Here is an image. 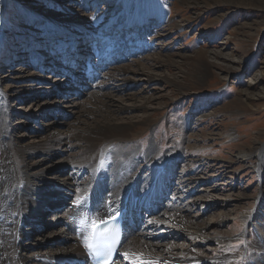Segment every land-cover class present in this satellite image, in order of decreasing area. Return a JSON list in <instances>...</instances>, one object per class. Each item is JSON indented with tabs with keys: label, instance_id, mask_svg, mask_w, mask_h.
I'll return each instance as SVG.
<instances>
[{
	"label": "rangeland",
	"instance_id": "obj_1",
	"mask_svg": "<svg viewBox=\"0 0 264 264\" xmlns=\"http://www.w3.org/2000/svg\"><path fill=\"white\" fill-rule=\"evenodd\" d=\"M80 54L78 66L74 58ZM89 60L98 67L93 78L82 66ZM115 66L125 71L116 73ZM81 68L77 79L64 82ZM145 73L158 79L148 81ZM0 91L7 93V140L15 146L28 147L53 132L65 136L61 154L38 149L22 155L45 175L55 172L44 178L56 182L48 183V194L42 187L49 198L24 224L22 252L53 253L64 246L66 238L57 234L64 232L74 192L66 195L63 182L83 192L96 167L85 164L84 142L66 134L89 121L76 110L101 93L113 98L116 120H141L143 104L156 110L135 126L127 145L100 148L96 161L100 169L106 162L104 175L123 161L118 147L123 153L136 149L139 155L125 168L140 179L152 174L158 158L172 161L161 208L172 216L178 204L182 216L193 218L190 223L208 225L206 236L227 237L192 246L202 257L199 264L264 260V169L259 172L254 158L264 149V0H0ZM195 134L204 140L187 146ZM151 142L157 155L148 162L141 156ZM249 212L257 219L242 218ZM150 222L143 219L136 227L161 245L158 251L189 243L187 230L174 221ZM54 263L62 264L59 258Z\"/></svg>",
	"mask_w": 264,
	"mask_h": 264
},
{
	"label": "bare ground",
	"instance_id": "obj_2",
	"mask_svg": "<svg viewBox=\"0 0 264 264\" xmlns=\"http://www.w3.org/2000/svg\"><path fill=\"white\" fill-rule=\"evenodd\" d=\"M138 13L139 17L143 16L139 11ZM78 57L80 58L81 54L78 55L77 58H74L76 61L75 65L79 66L81 60ZM82 64V66H84L83 68L86 70L87 76L93 78L97 74L98 67L96 68L95 65H92L90 60L87 65L85 63ZM113 68L116 73L125 71L117 66ZM81 70L82 68L77 70L75 75L72 73L70 76H66L64 82L66 83L69 80L74 81L77 79V75L83 73ZM112 72L114 71L112 70ZM145 75L144 77L148 81L157 78V76L153 74L145 73ZM21 77L22 76H18V78ZM55 92L56 90L53 91V93ZM4 95H7V93L0 91V264H55L54 262L58 260V258L62 264H76L77 261L83 259L84 249L82 245L89 235V225L91 221L115 214L118 212V209L122 208L125 209L128 215H131L132 221L138 222L145 219L149 220V222L151 220L154 224L161 223L166 226L167 224L171 225L172 221H174L176 228L183 227L187 230L186 232L187 235H189L188 237H190V241L189 243H185L187 246L180 242L166 244V246L162 247V251H158V246H161L159 243L147 240L144 233L136 227V224H128L127 231L124 235L125 238L119 247L118 254L123 257V262L118 264H139L137 257L132 255L125 257L123 255L124 253L143 254V260H150L156 263L157 259H162L164 264H172V262L178 264H199L202 257L199 256L193 247H197L196 244L200 240H205L206 242V240L209 239L215 240L216 237L219 240H221L220 238H227L226 236L216 235L206 236L207 233H209L206 232V227H208V225H205V223L203 225L202 223H190L189 220H193V218L189 219L182 216L179 212L181 207L178 204L171 203V206L173 204L171 207L173 209L172 216L170 215L171 213L161 208L158 200L162 194L165 195V192L168 191V182L171 180L170 166L168 163L163 164L161 159L158 160V158L153 162L155 167L151 168L150 171H152V174L150 176L146 179H140L136 173L131 174L128 168H125L126 163L129 161H131L130 165H133L134 158L139 155H135L137 153L136 149L131 148L130 151L128 149V151L123 153L121 150L119 151L121 147H118L116 153L119 152L121 156L124 155V159L122 162L120 161L121 163L116 164L117 167L105 173L106 176L104 175L102 169L107 166L106 162L102 165L101 169L100 167L98 168L96 164V157L102 153L100 148L107 143L110 145V143L113 144L115 142H119L117 145H127L128 141H130L129 139L132 138L130 133H133L132 131L135 129V126L137 127L138 124L142 125L143 122L148 121L146 117L156 110H154L153 105L143 104L144 117H142L141 120H132L133 118L131 116L125 115L124 118L121 117L116 120L109 104L110 99L113 98L97 93L96 97L91 100L87 106L83 107L82 105L80 109L78 108L76 110V112H79L82 109L81 113L83 112L85 114V118L88 116L89 121H84L85 125L75 127L70 134H66L68 137H75L77 140L80 139L84 142L86 148L85 164L88 166L95 164L96 167L93 171L91 181L89 180L90 183L83 189V192H76L69 181L63 182L62 187L66 195L74 192L72 193L73 198L68 200L70 206L68 205L65 208L67 210L65 211L66 216L64 215L65 226L63 225V227H61V230L64 229V232L57 234L62 240L66 238L64 246L58 245L55 248L56 251L53 253H50L51 251L46 248L41 251L32 250L30 253L22 252L21 239L25 234L24 224L32 220L33 215L42 205L40 203L49 198L47 196L49 193L47 191L49 186L48 183L52 185L56 183L54 180H50L51 182L47 183V179H45V176H50L49 174L55 175V172L51 170L49 174L45 175L37 165L33 166L25 163L24 160H22V155L38 149L47 151L48 155H51V153L56 154L57 151L55 150L61 147V144L65 141V136L61 133L53 132L49 133L41 141L33 143L28 147H23L22 145L15 146L12 141L7 140L9 137V126L6 124L7 113L5 100L3 99ZM99 98L100 100H98ZM76 117H78V115ZM201 140L204 139L199 137L198 134H195L194 139H188L186 145L189 147H197L200 145L199 143H201ZM98 144H101V146L98 147ZM105 148L106 147H104V149ZM59 152L61 154L64 150L59 149ZM248 153L238 154L244 156L249 155ZM143 154L144 155L141 157L147 158L148 162L154 160L157 151H155L153 142L150 143ZM255 157L259 158L257 167L259 172H262L264 169V149L260 148L259 151L254 152V158ZM113 158H115V156ZM255 165L256 163L253 164L254 167ZM185 178L186 177H184V179ZM182 179H180V183ZM183 182H186V180ZM42 187L46 189L47 194L42 192ZM142 205H148L147 214L142 212L145 209L142 208ZM242 215V218L245 220L250 217H255L257 219L256 213L254 212ZM38 221L39 220L34 223ZM257 229L260 233L261 228L257 227ZM261 233H263L262 230ZM160 235H163V233H160ZM153 246L155 248H153ZM43 251H45L44 254L38 253ZM261 262H264L262 258L260 259V264Z\"/></svg>",
	"mask_w": 264,
	"mask_h": 264
},
{
	"label": "snow or ice",
	"instance_id": "obj_3",
	"mask_svg": "<svg viewBox=\"0 0 264 264\" xmlns=\"http://www.w3.org/2000/svg\"><path fill=\"white\" fill-rule=\"evenodd\" d=\"M102 223V221H101ZM151 223V222H150ZM92 229H93V234L94 236H100V237H107L110 235V233L112 232V230H109V229H106L104 232H97V224L95 222H93L92 224ZM118 242V241H116ZM85 248L88 249L89 251H92L94 249V245L91 244V243H88V242H85ZM110 247V245H109ZM125 257H128L129 255H132L134 257H137V259L139 260V264H154L153 261H150V260H143V254H137V253H132V254H129V253H124L123 254ZM105 264H109V261L108 260H105Z\"/></svg>",
	"mask_w": 264,
	"mask_h": 264
}]
</instances>
